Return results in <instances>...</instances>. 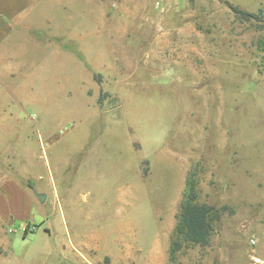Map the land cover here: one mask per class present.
I'll list each match as a JSON object with an SVG mask.
<instances>
[{
  "label": "rangeland",
  "instance_id": "374dc122",
  "mask_svg": "<svg viewBox=\"0 0 264 264\" xmlns=\"http://www.w3.org/2000/svg\"><path fill=\"white\" fill-rule=\"evenodd\" d=\"M38 3L0 56V264H264V13L233 9L264 0ZM191 173L228 210L174 251Z\"/></svg>",
  "mask_w": 264,
  "mask_h": 264
},
{
  "label": "trees",
  "instance_id": "16d2710c",
  "mask_svg": "<svg viewBox=\"0 0 264 264\" xmlns=\"http://www.w3.org/2000/svg\"><path fill=\"white\" fill-rule=\"evenodd\" d=\"M235 13L245 19L259 18L264 13L261 8L257 13L240 10L233 7ZM228 210V206L217 207L200 200V190L193 173L188 175L186 188L183 194L178 224L176 228L177 239L173 242V250L182 249L184 244L209 245L214 232L215 222ZM30 230L26 231L27 234Z\"/></svg>",
  "mask_w": 264,
  "mask_h": 264
},
{
  "label": "crops",
  "instance_id": "0c3cea01",
  "mask_svg": "<svg viewBox=\"0 0 264 264\" xmlns=\"http://www.w3.org/2000/svg\"><path fill=\"white\" fill-rule=\"evenodd\" d=\"M41 0H0V56L7 58L9 37L22 29L28 27L32 17L31 8ZM29 13V14H28ZM31 13V14H30ZM25 20V25H24Z\"/></svg>",
  "mask_w": 264,
  "mask_h": 264
},
{
  "label": "water",
  "instance_id": "95a60500",
  "mask_svg": "<svg viewBox=\"0 0 264 264\" xmlns=\"http://www.w3.org/2000/svg\"><path fill=\"white\" fill-rule=\"evenodd\" d=\"M36 195L41 203L46 200L47 195L45 193H36Z\"/></svg>",
  "mask_w": 264,
  "mask_h": 264
}]
</instances>
